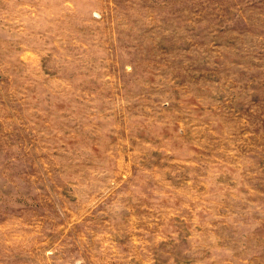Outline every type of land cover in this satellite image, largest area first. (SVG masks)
Listing matches in <instances>:
<instances>
[{
  "label": "rangeland",
  "instance_id": "1",
  "mask_svg": "<svg viewBox=\"0 0 264 264\" xmlns=\"http://www.w3.org/2000/svg\"><path fill=\"white\" fill-rule=\"evenodd\" d=\"M0 264H264V0H0Z\"/></svg>",
  "mask_w": 264,
  "mask_h": 264
}]
</instances>
